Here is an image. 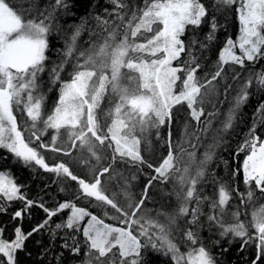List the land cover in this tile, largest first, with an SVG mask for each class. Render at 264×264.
<instances>
[{
    "label": "snow or ice",
    "instance_id": "obj_1",
    "mask_svg": "<svg viewBox=\"0 0 264 264\" xmlns=\"http://www.w3.org/2000/svg\"><path fill=\"white\" fill-rule=\"evenodd\" d=\"M107 2L110 7L102 15L92 16L102 41H91L89 47L78 50L85 31L90 37L97 35L87 27L88 19L82 18L72 26L64 48L57 49L61 58L49 68L48 37L54 31L59 34L60 25L54 28L56 13L69 8L67 0H53L44 11L26 0L19 4L0 0V162L11 164V156L23 167H38L77 186L69 199L48 207L43 201L29 199L22 192L23 185L11 178L10 169L0 171V213H5L11 202L20 201L23 207L13 213V220H22L32 207L46 214V219L27 233L18 224L11 241L4 240L0 227V264H19L17 252L24 249L27 239L61 213H66L65 219L55 224L52 234L65 231L61 247L73 256L83 250L81 264H151L149 250L169 257L173 264H218L199 235L201 217L220 229L221 238L229 234L241 238V251L251 247L248 264H264V208L252 213L251 232L239 220L238 210L231 212L233 223L223 219L234 195H240L241 203H245V195L251 202L256 191L264 196V139L257 133L258 124H264V102L258 105L252 126L237 146L235 155L245 156L230 177L234 180L242 173L246 194L208 170L215 149L223 142L222 133L233 128L238 109L252 94L250 87L255 82L256 90L264 91V67L248 72L243 79L239 72L229 77L225 67L243 69L246 62L254 66L264 60V0H213L212 5L204 0H143L142 7L129 0ZM224 9L235 11L238 36L227 38L215 69L200 76L204 53L220 28L216 13ZM33 12L38 15L29 18ZM204 24L209 30L200 39L196 31ZM69 64L71 71L65 79L62 74ZM45 72L51 85L48 91L53 87L58 90L51 109L41 79ZM229 80L239 81L234 104L221 126L212 129L219 113L217 105L223 103L220 95L227 98L234 89ZM104 102L107 108H102ZM182 109L195 128L189 131L191 125L186 120L185 135L178 142L171 126ZM162 127L168 129L166 153L158 161L146 159L141 145L153 129L161 139ZM210 131L212 143L198 159L196 149ZM193 139L196 143H191ZM186 143L191 151L184 147ZM74 149L81 155L73 157ZM47 152L54 154V161L62 154L83 164L88 175L81 177L63 160L50 164ZM122 164L135 172L151 170L138 199L129 191L136 174L125 175L119 170ZM113 180L120 186L123 201L110 189ZM169 181H173L180 201L178 210L149 215L145 207L151 199L149 189L154 182ZM206 186L213 188L211 195ZM83 201L104 210L103 217L119 226L81 206ZM180 217L186 218L183 229L177 223ZM77 233L82 235V243ZM216 246H220L219 240ZM228 251V247H220L219 255Z\"/></svg>",
    "mask_w": 264,
    "mask_h": 264
},
{
    "label": "trees",
    "instance_id": "obj_2",
    "mask_svg": "<svg viewBox=\"0 0 264 264\" xmlns=\"http://www.w3.org/2000/svg\"><path fill=\"white\" fill-rule=\"evenodd\" d=\"M28 3H32L36 6L39 11H44L49 7L53 0H26ZM129 2L134 6H143V0H129ZM208 5L213 4V0H204ZM12 3L19 4L21 0H12ZM69 8L60 10L56 13L55 24L60 25V32L56 34L55 31L52 35L48 37L50 43V51L48 53L50 61L48 67H51L53 61H58L61 56L57 52V49L64 48V42L67 40L72 33V26L79 24L82 18L88 19V28H92L97 32L96 36H89L88 31H85L78 40V50H83L89 47L91 41H102V36L99 34L100 29L95 28V21L92 20V16L96 14H103L105 8H109L107 0H67ZM38 15L37 12H33L29 18H34ZM217 21L220 28L217 31V38L215 41L211 42L207 52L204 53L205 59H203V67L199 73L203 76L206 72L210 73L215 69V63L218 58V53L223 47L227 38L232 37L236 39L238 36V20L235 11L224 9L216 13ZM207 24H204L200 29L196 31V35L203 39L205 34L208 32ZM187 35H192L188 32ZM238 52V49H237ZM228 71L229 77L233 72H239L241 74V79H243L248 72L256 71L258 72L262 67H264V60L259 61L256 65H249L246 62L245 68H240L239 66H225ZM71 71V64H69L62 74L63 78H68V72ZM43 90L47 93V107L51 109L53 106L58 90L53 87L49 92L48 89L50 85V79L48 73L42 74ZM233 83L234 89L230 92L227 98L222 94L220 95V100L223 101L222 104H218L219 109L218 116L212 122V129H217L221 126V121L225 119L229 108L234 104L233 97L236 95V88L239 81H231ZM249 91L252 93L245 104H243L236 113V120L234 121L233 128L227 133H222L223 142L219 147L215 149V156L213 160L208 165V170L214 172L218 177L222 178L230 185L238 186L241 194H246V186L242 183V173L235 177V179H230L233 170L238 168L242 163L245 154L241 153L239 156L235 155L238 144L242 143L245 136L252 126L254 113L258 105L264 102V91H257L255 82L250 87ZM222 93V89H221ZM208 111H211V105H208ZM102 108H107V103L102 104ZM204 119V118H202ZM191 125L189 131L194 130L195 122L191 121L187 112L182 109L178 114L177 118L173 122L172 136L176 141H180L185 135V121ZM161 139L156 138V130L153 129L148 134V139L146 142L142 143V154L146 159L152 161H158L161 156L166 153V145H164V139L167 137L168 129L167 127H162L159 129ZM257 133L264 139V124H258ZM191 143H196L193 139ZM212 143V131H210L207 136L203 138L198 149H196V156L198 159L203 158V153L207 148V145ZM184 147L189 151L192 149L186 143ZM45 155L48 157V162L54 163L59 160H63L68 163L70 167L81 177L88 175L87 167L83 164L77 163L74 159L63 156L62 154L57 158L56 161L52 159L53 153L47 152ZM81 155L80 151L73 150V157ZM83 155L87 157V152L84 151ZM9 161H13L11 164L5 162H0V171H5L10 169V176L14 179L15 183L18 185H23L22 192L26 194L29 199H33L37 202L43 201L48 207L55 206L58 202H62L71 197L72 193L76 189L75 182H70L67 180H62L57 177L56 174L47 173L38 167L33 170L31 168L23 167L21 163L15 162L13 157H8ZM95 163V161H92ZM119 170H122L125 175H131L135 172V169H128L125 165H120ZM136 179L131 181V187L129 188L130 193L136 199L139 198L144 186L148 182L149 175L152 174L151 170L144 169L143 172H135ZM65 190L60 191L61 188ZM110 189L119 193L118 199L124 200L123 193L120 191V186L117 184L116 180L110 182ZM206 191L208 194H212L213 188L206 186ZM255 191V190H254ZM148 195L151 197L150 200L146 201L145 207L149 211V215L155 217L156 214H172L176 212L180 206V201L177 199L173 191V181L161 184L159 182H154V186L149 189ZM81 206H88L90 211L98 214L105 219V222L112 223L116 226L115 221L109 220L103 217L102 209H99L93 205H89L88 201L81 202ZM23 204L20 201L11 202L10 207L7 208L5 213H0V227L4 229L3 238L4 240H11L14 238L13 229L18 225L22 224L25 233L31 231L36 225L42 223L46 219V214L39 207H32L28 213L24 215L22 220H13V213L22 208ZM260 208H264V196L256 191L255 196L251 202L246 201L241 203L240 195H234L230 200L229 206L226 208V212L229 214L224 216L223 219L225 223H233V217L231 212L238 210L239 220L246 225H248L249 232L252 231V213L254 211H259ZM203 210L207 213V205L203 206ZM112 213L110 212V215ZM66 213H61L52 218L50 225L41 229L38 233L33 234L25 242L24 249L17 252V259L19 264H81L84 258V251L82 250L79 256H73L70 251L61 247L65 242V231L56 230L55 235H53V230H55V224L60 223L65 219ZM161 220L164 216L159 217ZM185 217L178 218V225L180 229L186 227ZM202 228L199 229V235L202 239L203 244L216 256L218 264H248L249 259L252 256V248L248 247L244 251H241L240 245L242 243L241 238L234 237L229 234L225 238H221L219 235L220 229L216 225H209L205 217H201ZM77 239L82 243L83 237L81 234L77 233ZM179 236V231L177 232ZM220 241V246H216V241ZM71 243V240L68 241ZM228 247L229 251L223 255H219L220 247ZM59 258V259H58ZM148 259L151 264H173L169 257L163 254H157L149 250Z\"/></svg>",
    "mask_w": 264,
    "mask_h": 264
},
{
    "label": "rangeland",
    "instance_id": "obj_3",
    "mask_svg": "<svg viewBox=\"0 0 264 264\" xmlns=\"http://www.w3.org/2000/svg\"><path fill=\"white\" fill-rule=\"evenodd\" d=\"M14 239V238H13ZM13 239H11V240H13ZM11 240H7V241H11Z\"/></svg>",
    "mask_w": 264,
    "mask_h": 264
}]
</instances>
